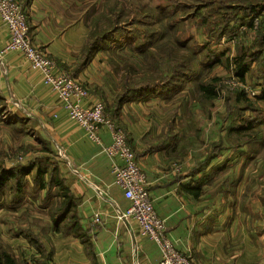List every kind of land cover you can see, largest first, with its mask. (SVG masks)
I'll return each mask as SVG.
<instances>
[{
    "label": "crops",
    "instance_id": "obj_1",
    "mask_svg": "<svg viewBox=\"0 0 264 264\" xmlns=\"http://www.w3.org/2000/svg\"><path fill=\"white\" fill-rule=\"evenodd\" d=\"M22 1L33 43L53 58L55 71L70 74L88 89L85 105L112 103L115 80L100 53L83 64L89 28L82 1ZM248 1L260 6L264 21V0ZM251 17L244 18L239 11L238 25L249 24ZM255 36L256 32L251 34L245 45H251ZM8 41V28L0 15V49ZM221 69L222 76L228 74ZM245 82L262 85L264 65L252 63ZM168 97L164 92H149L139 101L126 103L115 120L124 128L147 176L167 234L194 264H264V188L252 183L258 180L257 163L251 156L230 157L232 148L225 140L228 150L224 153L229 156L223 153L206 170L194 174L195 166L207 156L202 149L195 150L188 134V109ZM0 100V152L27 150L23 165L51 157L65 190L63 195L57 187L39 188L34 171L25 177L27 196L21 203L2 204L1 200L0 237L19 264H159V244L143 236L131 218L120 219L131 206L115 184L113 167L122 163L120 158L110 157L69 118L58 93L21 52L9 53L0 65ZM219 111L214 126L220 131L210 129L220 138L226 134L225 108ZM100 137L103 146L111 145L108 128H101ZM221 165L227 170L233 166L234 174H221L226 169L211 174ZM216 176L211 185L210 177ZM230 177L235 181L233 188L225 185ZM42 179L48 182L49 174ZM97 213L99 224L93 220ZM35 238L37 244L32 241Z\"/></svg>",
    "mask_w": 264,
    "mask_h": 264
},
{
    "label": "rangeland",
    "instance_id": "obj_2",
    "mask_svg": "<svg viewBox=\"0 0 264 264\" xmlns=\"http://www.w3.org/2000/svg\"><path fill=\"white\" fill-rule=\"evenodd\" d=\"M81 1L90 39L92 38L93 42L103 41V44H111L108 47L103 46L99 55L108 67L107 70L113 75L116 91L123 90L126 76H129L130 82L145 79L156 84L165 83L166 80H185L182 82L183 86L177 83L169 90H163L161 89L163 85H158L152 91H164L169 96L166 100H169L170 96L175 97L171 103L179 102L180 107L188 109L185 118L189 122L188 134L191 135L195 150L202 149L205 156H212L211 144L227 138L212 135L210 128H213L217 119V112L225 108V101H229L228 98L232 96L234 98L241 91L237 88L238 80H234L236 78L234 61L238 50L246 46L245 41L248 42L251 34L255 33V31L250 33L252 29L249 27L240 32L238 25L240 21L229 19L227 12L232 10L231 7L247 4V1ZM241 23L245 24L244 21ZM132 46L141 47L142 53L139 50L133 51ZM220 68L226 69L228 74L222 76ZM176 69L181 72L189 69L190 72L186 77L178 79L174 72ZM218 79L215 85L221 90L219 96L203 99L207 95L201 91V86L209 85ZM249 85L256 87L255 83ZM261 86L264 88V83ZM241 93L245 94L243 91ZM119 126L122 128V125ZM219 131L220 128L217 132ZM246 134V139L250 138L252 143L240 155L251 156L252 161L257 163L258 180L252 183L257 182L259 188L261 186L264 188V179L260 180L264 177V128L262 130V127L256 125L255 128L247 130ZM204 135H207L205 136L207 140L203 138ZM232 144L229 145L230 148ZM39 150L40 147H37L36 152ZM231 151L230 157L237 158L235 147ZM27 154L28 151L23 149L0 152V164L10 168L12 163L16 165L24 162ZM224 154V157L229 156ZM254 166L252 163V167ZM224 167L219 166L211 174L221 173ZM228 168L230 169L226 168L221 174L226 176L234 174V167ZM242 171L240 169L239 172ZM221 174L219 179L224 180ZM217 178L210 177V184L213 185ZM233 180V177H230L229 184L232 188L235 184ZM250 183L251 181H248L247 185Z\"/></svg>",
    "mask_w": 264,
    "mask_h": 264
},
{
    "label": "built area",
    "instance_id": "obj_3",
    "mask_svg": "<svg viewBox=\"0 0 264 264\" xmlns=\"http://www.w3.org/2000/svg\"><path fill=\"white\" fill-rule=\"evenodd\" d=\"M0 15L9 33L8 43L0 49V65L4 64L9 53L18 51L26 57L34 69L40 70L45 83L58 93L69 118L77 122L86 131L89 139L102 146L103 151L110 157L120 158L122 163L113 167L115 184L131 202L130 208L121 215L120 219L131 218L138 225L143 236L159 244L162 251V260L159 264H194L190 255L179 250L167 234L165 221L159 216L151 198L147 176L137 160L127 134L107 115L105 103L96 101L86 106L85 101L89 98L88 89L70 74L55 71L56 62L53 58L45 49L33 43L22 0H0ZM261 21L260 15L252 18L249 23L257 28ZM245 24H240V32L248 27L247 23ZM237 88L241 90L240 92H245L249 98L258 97L264 89L261 85L252 87L239 80ZM103 127L108 128L112 136L110 146L102 145L100 130ZM14 164L12 163L11 166ZM93 220L95 224H99L100 214H95Z\"/></svg>",
    "mask_w": 264,
    "mask_h": 264
},
{
    "label": "trees",
    "instance_id": "obj_4",
    "mask_svg": "<svg viewBox=\"0 0 264 264\" xmlns=\"http://www.w3.org/2000/svg\"><path fill=\"white\" fill-rule=\"evenodd\" d=\"M246 1L247 4H242V6L237 5L230 8L232 10L227 12V14L229 15V19H235L237 22L238 20L236 18L238 16V11L242 12V16H244V18L252 16L250 18L252 19L254 17L262 15L259 5L253 6V4L248 0ZM23 7L25 9L24 3ZM247 25L250 29H254L253 25H251L250 23ZM254 31L256 32L255 42L248 46H242L238 50V54L236 55L234 61L236 65L235 77L239 81L244 83H246V75L249 72L252 63L256 62L258 64L264 65V21H261L260 25L255 28ZM110 45L111 44L109 43L103 44V41L93 42L92 38L90 39L89 37L84 49V57L86 59L83 60V64H87V62H89L93 58V56L97 55V53H100L103 46L108 47ZM131 48L133 51L139 50L142 53V51L140 50L141 47L137 48L132 46ZM174 72H176L175 75L178 76V79H182L183 77L187 76L190 70L185 69L183 72H181L179 71V69H176ZM125 78L126 79L123 90H119L116 92V97L114 98L112 103H105L106 113L113 121H115L119 117L120 111L126 103L141 100L142 98H144L145 94L153 92L152 90H154L155 87H158V85H163L161 87V89L163 90H169L172 85L177 83L182 85V82L185 81L166 80L165 83L156 84L145 79L130 82L129 76H126ZM214 81L216 82L214 83ZM218 81L219 79L213 80L209 85L201 86V91L206 93V95L208 96L204 97L203 99H213L216 96H219L221 90H219V88L215 85L216 83H218ZM232 97L228 98L229 101H225V127H223V131H226L224 138H227L228 140L224 139V141L219 142L214 141L210 146L212 148V156L206 157L204 161L197 164L195 166L194 174L206 170L220 155L228 150L227 145L224 143L225 140L230 142V145L233 143L232 148L235 147V151L236 153H238L239 157L241 156L240 154L243 153L244 149H246V146H250V144L252 143L250 138L246 139V131L255 128L256 125L258 127H262V130L264 128V91L256 98H249L246 94H243L241 92L238 93V95H236L234 98ZM231 100L233 102H231ZM1 104L2 103L0 100V107H2ZM2 111L3 107L2 109H0V114L2 113ZM247 112L250 115H247ZM239 122L245 123L242 126H236V124ZM213 128L216 129V132L218 131V128H216L214 124ZM51 159V157L38 158L32 160L26 165H23V163H17L10 168H7L0 164V204L1 200L3 201L2 204L21 203L27 196V185L25 183V177L34 171H36L37 173L38 179L36 183L39 188L47 187V189L53 190L54 187H57L58 193L65 195L63 182L59 181L55 176L58 172V165L56 163H53ZM217 168L218 167H215L214 169L217 170ZM225 169L226 168H223L222 171H224ZM45 174H49L50 176L48 182L42 179ZM228 183L229 182H226L225 184L227 187H229ZM11 194V199L13 202L9 199V197H11ZM62 217L63 216H61L60 218ZM32 241L34 244L38 243L37 238ZM0 264H19L16 257L8 250V248L5 247V244L3 243L1 237Z\"/></svg>",
    "mask_w": 264,
    "mask_h": 264
}]
</instances>
